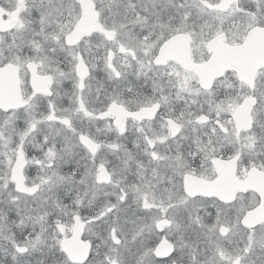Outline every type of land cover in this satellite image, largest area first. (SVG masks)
<instances>
[{
	"label": "snow or ice",
	"instance_id": "snow-or-ice-1",
	"mask_svg": "<svg viewBox=\"0 0 264 264\" xmlns=\"http://www.w3.org/2000/svg\"><path fill=\"white\" fill-rule=\"evenodd\" d=\"M0 264H264V0H0Z\"/></svg>",
	"mask_w": 264,
	"mask_h": 264
}]
</instances>
